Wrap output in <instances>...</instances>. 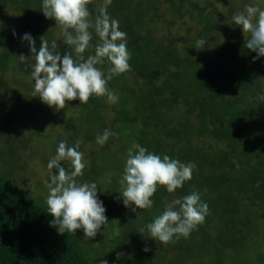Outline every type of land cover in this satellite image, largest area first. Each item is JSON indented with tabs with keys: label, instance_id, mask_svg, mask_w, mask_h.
I'll use <instances>...</instances> for the list:
<instances>
[{
	"label": "trees",
	"instance_id": "1",
	"mask_svg": "<svg viewBox=\"0 0 264 264\" xmlns=\"http://www.w3.org/2000/svg\"><path fill=\"white\" fill-rule=\"evenodd\" d=\"M104 3L93 0L88 5L91 18ZM12 5L22 17L18 24L0 27L4 86L9 70L17 78L20 73L31 76V69L19 59L20 54L31 55L28 42L22 40L25 33L35 39L37 50L44 35L50 43L58 42L61 55H75L61 36H53L57 25L40 10L42 0H0V11ZM240 7L236 0H111L108 5L109 15L127 34L131 53V70L108 82L118 99L108 102L106 97L93 96L87 104L76 99L56 110L60 120L68 119L73 126L69 145L77 142V134L82 137L80 148L96 141L105 129L117 134L89 154L80 178L100 189L98 197L109 222L96 237L108 264H264V56L253 60L256 53L244 47L247 34L232 21ZM201 38L207 42L197 50L196 41ZM97 40L93 32L92 44ZM98 67L107 74L108 64ZM26 86L33 93L34 80ZM18 95L13 111H3L5 117L21 113ZM31 99L24 100L27 112L42 102L39 97ZM107 109L115 115L110 123L104 119ZM121 137L125 144L114 149ZM10 139L7 136L5 141ZM18 141L21 148L28 142L27 137ZM59 142L53 139V151ZM215 143L222 150H210ZM133 144L194 165L192 179L171 194L159 187L151 198V209L126 208L119 193L124 167L118 163L119 155ZM16 151L10 145L9 154L18 159ZM14 163L0 172V264H99L90 253L96 237L83 240L82 229L75 235H60L50 225L53 217L47 213L46 200L19 191V181L12 177ZM111 165L117 167L107 179ZM194 188L210 214L188 238L165 246L150 238L146 229L140 233L164 211L166 202ZM244 200L257 206L260 215L239 216ZM117 253L123 256L117 259Z\"/></svg>",
	"mask_w": 264,
	"mask_h": 264
},
{
	"label": "clouds",
	"instance_id": "2",
	"mask_svg": "<svg viewBox=\"0 0 264 264\" xmlns=\"http://www.w3.org/2000/svg\"><path fill=\"white\" fill-rule=\"evenodd\" d=\"M92 3L93 0H42L40 10L60 27L62 42L72 48L74 56L61 55L57 51L58 42L52 40L50 43L44 35L40 37L38 50L31 34L25 33L22 37L28 42L31 55L20 54L19 59L31 69L34 80L32 96L39 97L57 111L76 99L87 104L93 96L115 102L118 97L109 89L108 82L131 70L127 34L119 30V22L107 11L111 0H105L94 19L88 9ZM245 7L246 12L233 15L232 21L242 28L244 36L247 34L244 47L256 53L253 57L256 60L264 56V9L253 5ZM93 32L98 38L95 45L92 44ZM206 42L205 38L197 40L195 48L203 49ZM86 52L92 54L85 56ZM104 64L109 65L107 74L98 67ZM115 135L105 129L102 135H97L96 142L103 146ZM79 148V141L69 145L66 139L61 140L56 154L47 163L49 178L43 183L48 190L47 213L53 217L50 225L60 235L65 232L75 235L76 230L82 229V239L88 241L95 238L109 221L103 201L98 197V185L80 179L86 163ZM194 167L133 144L127 149L120 179L122 190L119 193L123 205L133 212L151 209L154 203L151 198L159 187L166 188L170 194L175 193L192 179ZM209 214L208 204L194 188L189 194L171 200L161 214L140 229V233L146 229L150 238L167 246L181 237L188 238ZM143 250L149 251L147 247ZM121 256L123 253H117V259ZM99 264H108V261L101 259Z\"/></svg>",
	"mask_w": 264,
	"mask_h": 264
},
{
	"label": "rangeland",
	"instance_id": "3",
	"mask_svg": "<svg viewBox=\"0 0 264 264\" xmlns=\"http://www.w3.org/2000/svg\"><path fill=\"white\" fill-rule=\"evenodd\" d=\"M236 2L241 5L239 13L246 12V5L258 6L261 9H264V0H252V4H249L247 0H236ZM21 17L22 12H20L15 7V5H12L11 7L0 11V27H4V25L7 26V24L9 26L14 25L15 23L18 24L19 18ZM239 30H241V32L243 33L241 27L239 28ZM60 32L61 29L57 25L52 34L53 36L60 37ZM9 71L4 75L6 85L4 86V81H0V113L5 110L13 111L14 98L15 95L18 94L19 98L22 100V110L19 114L12 112V114L10 115L11 117L9 118L5 117V112L0 114V172L6 171L10 163L15 162L13 164L12 177L17 178V180L19 181V191L22 192L23 195H26L28 197H32L34 199L42 197V199L46 200L48 190L45 187L43 181L49 178L47 163L56 154V151H53V139L56 138L57 141H61L65 138L68 144H70L72 135L74 133L73 126H69V124L66 122V120L68 119H64L63 121L60 120L59 116L56 115L57 111L43 102H41L39 106H35L31 111L27 112V105L24 103V100H32V91L29 87L27 88L26 85L31 86L33 84V79L30 75H21V73L20 77L17 78L15 72L9 73ZM17 83H22L24 85L19 86L20 84ZM13 90L15 91L13 92ZM70 116L71 114L67 113L66 117L69 118ZM114 117L115 115L111 113L110 110H108L104 119L107 123H110L112 120H114ZM7 136L11 137L9 143L5 141ZM26 137L28 142L23 148H21V144H19L20 141L17 142V140L23 138L25 139ZM81 138L82 137H80V134H77L75 140L78 141L81 140ZM122 143L124 145L125 141L122 142L121 137V139H118V141L115 142L114 149L122 146L120 145ZM10 145L16 148L17 151L15 152V154H17V156L19 155L18 159L13 158V156L9 154ZM100 146L101 145L97 144L96 141H88L82 144L79 151L83 152L84 162L86 163V165L90 160V155L92 154L91 152L96 153L99 150ZM218 146L219 145L215 143V145L210 150L219 152V150L222 149ZM210 156L212 157V155ZM211 157H207V159L209 160ZM119 158L120 162L118 163V166L124 167L127 153L124 155H119ZM201 159L204 162L207 161L206 159ZM109 167V171L106 173L105 177L107 179V175H114V169H116L117 166L111 165ZM171 200L172 199L166 202L165 206ZM240 204L241 205L238 209L240 211L239 216L248 213L260 215V209L257 206H253L247 200L242 201ZM261 218L262 223H264V217ZM84 243L86 242L84 241ZM85 245L87 249V243ZM90 246L93 249L90 252L93 258L97 259L98 262L101 259H105V250H102L101 248L104 246L99 243V237L98 240L96 237L94 243ZM165 260L166 258L162 257V261ZM111 263L115 264L113 261H111ZM156 264L162 263L158 262Z\"/></svg>",
	"mask_w": 264,
	"mask_h": 264
}]
</instances>
